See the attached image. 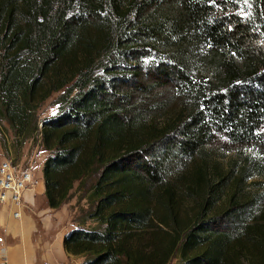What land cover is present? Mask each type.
<instances>
[{
  "label": "trees",
  "instance_id": "16d2710c",
  "mask_svg": "<svg viewBox=\"0 0 264 264\" xmlns=\"http://www.w3.org/2000/svg\"><path fill=\"white\" fill-rule=\"evenodd\" d=\"M263 43L264 0H0V144L39 143L50 209L86 200L67 257L264 264L258 174L208 162L264 166Z\"/></svg>",
  "mask_w": 264,
  "mask_h": 264
},
{
  "label": "crops",
  "instance_id": "0c3cea01",
  "mask_svg": "<svg viewBox=\"0 0 264 264\" xmlns=\"http://www.w3.org/2000/svg\"><path fill=\"white\" fill-rule=\"evenodd\" d=\"M35 175L39 184L25 192L27 205L20 220L13 219L6 208H0V264L67 260L62 242L68 231L64 228L69 220L68 210L66 206L59 209L47 206L42 171Z\"/></svg>",
  "mask_w": 264,
  "mask_h": 264
},
{
  "label": "rangeland",
  "instance_id": "374dc122",
  "mask_svg": "<svg viewBox=\"0 0 264 264\" xmlns=\"http://www.w3.org/2000/svg\"><path fill=\"white\" fill-rule=\"evenodd\" d=\"M58 95L59 93L51 95V97L41 105L38 111L39 120L49 118L57 112L56 99ZM2 132L6 143V150L3 149L0 144V161L9 159L20 169L32 170L39 176L42 170V160L46 156V153H44L39 143L29 139L20 149H17L14 147L12 136L6 131L5 125L2 126ZM208 151L209 163H216L223 168L234 165L237 170L241 168H246L247 170L248 167L250 172L258 174L254 175L252 181L255 182V184L252 185V183L248 190L249 192L258 193L259 196H264V166L261 167V169L251 168L254 163L258 164L260 162V158L252 150L234 148L228 145L223 139H218L209 146ZM64 206H66L69 215V220L64 228L69 232L74 227H78V224H76L74 220L78 217L80 211H85L88 206L86 200H77V195L75 193ZM89 226L91 225L88 222L84 225V227ZM66 261L74 264L80 263V260L74 257H67ZM170 264H177V260H173Z\"/></svg>",
  "mask_w": 264,
  "mask_h": 264
},
{
  "label": "built area",
  "instance_id": "2783aa9c",
  "mask_svg": "<svg viewBox=\"0 0 264 264\" xmlns=\"http://www.w3.org/2000/svg\"><path fill=\"white\" fill-rule=\"evenodd\" d=\"M39 179L32 170L20 169L9 159L0 161V208H6L11 217L20 220L27 202L24 194L32 191ZM42 264H74L72 262H43Z\"/></svg>",
  "mask_w": 264,
  "mask_h": 264
},
{
  "label": "water",
  "instance_id": "95a60500",
  "mask_svg": "<svg viewBox=\"0 0 264 264\" xmlns=\"http://www.w3.org/2000/svg\"><path fill=\"white\" fill-rule=\"evenodd\" d=\"M42 126V125H41Z\"/></svg>",
  "mask_w": 264,
  "mask_h": 264
}]
</instances>
